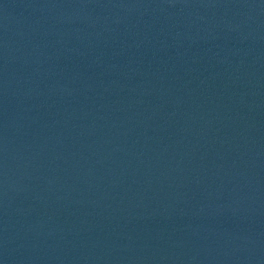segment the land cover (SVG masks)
Segmentation results:
<instances>
[{
	"label": "water",
	"instance_id": "1",
	"mask_svg": "<svg viewBox=\"0 0 264 264\" xmlns=\"http://www.w3.org/2000/svg\"><path fill=\"white\" fill-rule=\"evenodd\" d=\"M0 264H264V0H0Z\"/></svg>",
	"mask_w": 264,
	"mask_h": 264
}]
</instances>
